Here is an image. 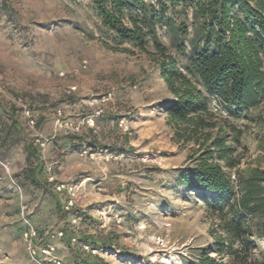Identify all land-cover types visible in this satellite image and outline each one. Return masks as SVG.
Masks as SVG:
<instances>
[{
    "label": "rangeland",
    "instance_id": "1",
    "mask_svg": "<svg viewBox=\"0 0 264 264\" xmlns=\"http://www.w3.org/2000/svg\"><path fill=\"white\" fill-rule=\"evenodd\" d=\"M98 24L90 0H0V264H197L222 236L204 195L176 181L197 145L164 111L154 56L107 48ZM253 113L262 122L228 119L240 168H264V100ZM55 181L81 185L73 208Z\"/></svg>",
    "mask_w": 264,
    "mask_h": 264
},
{
    "label": "trees",
    "instance_id": "2",
    "mask_svg": "<svg viewBox=\"0 0 264 264\" xmlns=\"http://www.w3.org/2000/svg\"><path fill=\"white\" fill-rule=\"evenodd\" d=\"M90 2L104 46L154 56L171 95L164 111L176 135L197 145L193 164L180 169L176 181L204 195L222 233L212 247L216 254L202 250L197 264H264V248L254 256V239H264V168L239 167L235 143L243 130L228 122H262L253 110L264 100V0ZM213 98L227 116L218 119ZM258 149L264 153V142ZM60 213H68L63 205ZM35 228L34 242L47 246L45 230Z\"/></svg>",
    "mask_w": 264,
    "mask_h": 264
},
{
    "label": "built area",
    "instance_id": "3",
    "mask_svg": "<svg viewBox=\"0 0 264 264\" xmlns=\"http://www.w3.org/2000/svg\"><path fill=\"white\" fill-rule=\"evenodd\" d=\"M211 109L216 112V113H220L222 115H227V113L219 106V104L217 103L216 99L213 98L211 100ZM51 181H53V177L49 178ZM53 188L55 190V192L57 193H65L66 196L68 197V200L66 202L65 208L66 209H70L73 208L75 206V197L77 196L78 192L81 190V185L80 184H76L74 182H58L55 181L53 183ZM79 219L78 216H72L71 222L72 223H76L77 220ZM62 232H59V235H61ZM24 236L26 237V239H29V245L31 248V242L32 239L36 236V231L34 228H32V226H29L25 233ZM54 250V245H47L44 248H42V252L46 253L47 255L50 256L51 252ZM32 253H34V250H32ZM54 263L59 264V259H57L55 256H53ZM39 264H42L41 262H39Z\"/></svg>",
    "mask_w": 264,
    "mask_h": 264
}]
</instances>
